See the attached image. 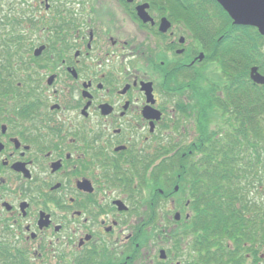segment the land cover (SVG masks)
<instances>
[{
	"label": "flooded vegetation",
	"instance_id": "af4514ba",
	"mask_svg": "<svg viewBox=\"0 0 264 264\" xmlns=\"http://www.w3.org/2000/svg\"><path fill=\"white\" fill-rule=\"evenodd\" d=\"M33 4L0 56V264H262L261 212L239 241L208 211L200 66L226 33L177 0Z\"/></svg>",
	"mask_w": 264,
	"mask_h": 264
},
{
	"label": "trees",
	"instance_id": "16d2710c",
	"mask_svg": "<svg viewBox=\"0 0 264 264\" xmlns=\"http://www.w3.org/2000/svg\"><path fill=\"white\" fill-rule=\"evenodd\" d=\"M34 1L39 0H0V56L28 53V10L34 7ZM210 6L217 8L216 16H221V21H215L207 13ZM177 9L178 15L181 10H187L192 19L198 16L197 12H206V21L196 24L193 19L192 22L208 27V39L218 40L222 31L225 32L221 25L229 26L223 39H233V45L238 48L229 51V56L219 57L227 83L210 86V90H220L222 94H208L209 106L216 110L219 125L213 127L208 123L206 149L199 151L209 155L210 204L219 203L209 206L208 211L222 217L221 223H214V230L223 232L226 240H238L247 231H253L246 228L251 224L246 216L260 212L264 216V84L248 80L253 64L264 73V36L256 27L233 25L216 0H177ZM232 33L239 36L234 38ZM260 226L257 224L254 232H262L264 236V222Z\"/></svg>",
	"mask_w": 264,
	"mask_h": 264
},
{
	"label": "water",
	"instance_id": "95a60500",
	"mask_svg": "<svg viewBox=\"0 0 264 264\" xmlns=\"http://www.w3.org/2000/svg\"><path fill=\"white\" fill-rule=\"evenodd\" d=\"M228 12L235 25H248L257 27L258 31L264 35V0H217ZM144 6H139V12L145 17L147 12H143ZM169 22L163 18L161 29L166 30ZM41 52V48L36 50V54ZM203 55H201L202 57ZM250 77L257 84H264V75L259 71L258 66H253Z\"/></svg>",
	"mask_w": 264,
	"mask_h": 264
},
{
	"label": "rangeland",
	"instance_id": "374dc122",
	"mask_svg": "<svg viewBox=\"0 0 264 264\" xmlns=\"http://www.w3.org/2000/svg\"><path fill=\"white\" fill-rule=\"evenodd\" d=\"M54 2H56V0H54ZM207 13H209L211 16L215 17V21H217V22L219 20L221 21V19L219 18L221 16H216V14H218V11H217V8L216 7L210 6V8L207 9ZM196 14L198 16H195L193 18L196 21V24H198L201 20L202 21H206V19H205V17L207 18L206 12H204V11L203 12H197ZM191 17H193L192 14H191ZM192 24H194V22H192ZM224 27L221 25V30H224L225 31V30H227L229 28V26H226L225 28ZM187 32H190V31L187 30ZM192 32H194V31L192 30ZM197 32H201V30H198ZM222 33H223V31H222ZM232 34L234 35V38L239 36V33H232ZM232 40H229L230 42L227 41V40H225L224 41V44L222 46L223 47L222 48V53L221 54H218V55H215V57H208L207 60L204 62V64L202 66H200V68L202 69V73L204 75L209 76V79L210 80L212 79V81L216 82L217 84L219 83V84H222L223 85L224 83H227V78L225 76L226 73L224 71L223 64L219 61V60H221V58L219 59V57H221L222 54H223V56H229V54H228L229 51L230 52H234V51H237L238 50V48H236V46L233 45ZM230 43H232V44H230ZM253 65H255V64H253ZM251 67H250V70H249V74H250V71H251ZM250 78L251 77L249 75L248 76V80ZM250 80L252 81V79H250ZM212 86H213V84H212ZM215 86H216V84H215ZM203 103L206 104V102L204 100H203ZM207 104L205 105L204 112H203L204 115L207 112V125L210 122L213 127L218 126L219 125V122H217L218 121V119H217L218 116L216 117V115H215L216 110H214L213 108H211V105L209 106V103H207ZM197 105H198V109L200 110L201 103L198 102ZM208 113H209V116H208ZM215 117H216V119L214 120ZM262 122L264 124V119H263ZM262 250L264 251V246L262 247ZM262 264H264V262Z\"/></svg>",
	"mask_w": 264,
	"mask_h": 264
}]
</instances>
